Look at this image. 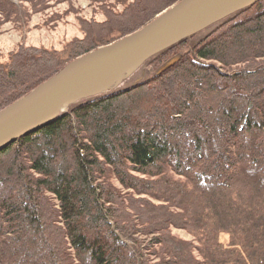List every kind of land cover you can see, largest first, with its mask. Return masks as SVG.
<instances>
[{
	"label": "trees",
	"instance_id": "trees-1",
	"mask_svg": "<svg viewBox=\"0 0 264 264\" xmlns=\"http://www.w3.org/2000/svg\"><path fill=\"white\" fill-rule=\"evenodd\" d=\"M177 1L130 0L79 20L82 37L62 51L19 45L0 62V111ZM18 11L0 0L1 15ZM124 82L0 150V264H264V0ZM109 176L160 203L124 197ZM189 223L212 243L171 234Z\"/></svg>",
	"mask_w": 264,
	"mask_h": 264
},
{
	"label": "water",
	"instance_id": "water-1",
	"mask_svg": "<svg viewBox=\"0 0 264 264\" xmlns=\"http://www.w3.org/2000/svg\"><path fill=\"white\" fill-rule=\"evenodd\" d=\"M259 0H179L143 27L67 63L0 111V150L66 108L120 86L151 56Z\"/></svg>",
	"mask_w": 264,
	"mask_h": 264
},
{
	"label": "rangeland",
	"instance_id": "rangeland-1",
	"mask_svg": "<svg viewBox=\"0 0 264 264\" xmlns=\"http://www.w3.org/2000/svg\"><path fill=\"white\" fill-rule=\"evenodd\" d=\"M12 1L19 7L20 11L8 17L0 14V62H5L9 53L19 45L62 51L71 40L82 37L79 20L103 21L104 10L119 12L124 4L130 2V0H45L39 4L38 10H33L31 0ZM232 68L238 67L233 66ZM141 72L135 74L127 84L140 80ZM131 76L125 77L122 84ZM168 175L169 178L174 180H184L170 173ZM107 180L124 197L133 196L148 199L154 204L160 203L157 200L158 197L149 194L138 195L130 189L123 188L112 176L107 177ZM172 209L174 210L173 207ZM170 228L172 235L192 243L193 246L198 245L199 240L204 241L206 238L203 230L195 229L197 227H194L191 223L185 227ZM200 228H203V226H200ZM218 240L226 244L228 235L225 233L220 234ZM204 243L211 244L212 242L205 239ZM155 248L158 253H163L162 247L155 246Z\"/></svg>",
	"mask_w": 264,
	"mask_h": 264
}]
</instances>
